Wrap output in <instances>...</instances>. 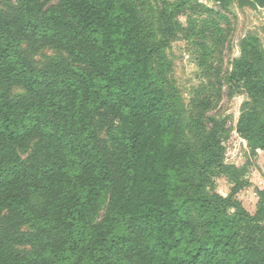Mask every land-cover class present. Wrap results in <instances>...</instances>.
<instances>
[{"label":"trees","instance_id":"trees-1","mask_svg":"<svg viewBox=\"0 0 264 264\" xmlns=\"http://www.w3.org/2000/svg\"><path fill=\"white\" fill-rule=\"evenodd\" d=\"M142 1L0 7V264H264V190L254 214L235 198L245 183L224 164V121L194 119L198 143L179 139L154 63L190 0L164 2L161 43ZM44 47L57 54L37 67ZM226 81L248 95L237 133L264 152L257 34L242 38ZM220 174L233 177L227 198L214 191Z\"/></svg>","mask_w":264,"mask_h":264},{"label":"rangeland","instance_id":"rangeland-1","mask_svg":"<svg viewBox=\"0 0 264 264\" xmlns=\"http://www.w3.org/2000/svg\"><path fill=\"white\" fill-rule=\"evenodd\" d=\"M7 1L0 0V7ZM175 1L143 0L140 5L146 25L159 43L163 40L161 9L164 2ZM178 20L182 29L164 45L161 43L163 47L154 63L173 95L174 110L179 114V139L198 143L190 131L194 119H199L206 128L211 119L224 121L223 161L245 183L235 198L254 214L259 191L264 190V152H252L248 142L237 133L240 108L248 95L233 92L226 77L232 70V61L240 55V42L245 35L253 32L264 44V7H249L241 0H231L228 5L214 0H190ZM56 54V50L44 47L33 55V60L40 67ZM23 92L22 87L16 86L12 95ZM21 155L26 158L27 153ZM233 186V177L228 174L215 178L214 191L225 198Z\"/></svg>","mask_w":264,"mask_h":264}]
</instances>
